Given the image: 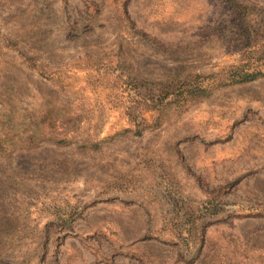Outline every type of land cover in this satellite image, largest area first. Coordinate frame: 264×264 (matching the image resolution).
<instances>
[{
    "label": "rangeland",
    "instance_id": "obj_1",
    "mask_svg": "<svg viewBox=\"0 0 264 264\" xmlns=\"http://www.w3.org/2000/svg\"><path fill=\"white\" fill-rule=\"evenodd\" d=\"M0 264H264V0H0Z\"/></svg>",
    "mask_w": 264,
    "mask_h": 264
},
{
    "label": "trees",
    "instance_id": "obj_2",
    "mask_svg": "<svg viewBox=\"0 0 264 264\" xmlns=\"http://www.w3.org/2000/svg\"><path fill=\"white\" fill-rule=\"evenodd\" d=\"M226 2L228 0H225ZM232 6V4H231ZM241 72L239 74H236L234 76V73H231L230 76L228 77V82H235V81H246L249 79H253L255 78L257 75H259L261 72L259 71H245ZM187 87L183 88V92H185L186 94H188L190 99H199V98H205L207 96H209V94L212 91V87L209 86H202L201 84L198 83H194V81H192L191 83L188 82L187 84H185ZM180 91V90H179Z\"/></svg>",
    "mask_w": 264,
    "mask_h": 264
}]
</instances>
